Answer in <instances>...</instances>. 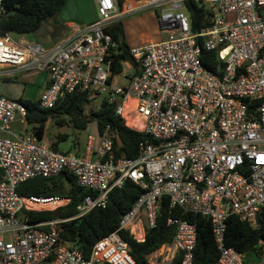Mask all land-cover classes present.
I'll return each instance as SVG.
<instances>
[{
    "label": "built area",
    "instance_id": "built-area-1",
    "mask_svg": "<svg viewBox=\"0 0 264 264\" xmlns=\"http://www.w3.org/2000/svg\"><path fill=\"white\" fill-rule=\"evenodd\" d=\"M187 1L141 0L124 13L116 0H94L98 20L52 48L12 34L0 37L1 79L23 72L49 75L39 110L55 108L68 95L85 94L91 101L105 96L128 126L122 111L132 102L129 113L142 122V130H135L150 138L133 159L115 157L120 141L109 126L88 136L83 156L56 152L28 130L26 107L0 96V264H136L120 232L145 243L162 218L164 198L170 212L179 208L211 222L220 252L215 264H264V239L255 262L226 246L229 218L253 229L264 225V0H197L211 13L207 28L197 33ZM138 10L159 12L165 38L131 49L139 74L119 83L112 73L117 47L109 28ZM204 51L216 52L224 67L207 70ZM16 124L23 130L15 132ZM64 172L87 192L73 219L105 209L110 194L127 182L142 190L119 229L98 241L89 257L60 238L57 225L71 219L31 223L24 216L57 211L70 199L23 197L16 191L27 181ZM166 225L175 228L173 240L150 252L147 263L174 264L180 257L179 264H193L196 225L171 215Z\"/></svg>",
    "mask_w": 264,
    "mask_h": 264
},
{
    "label": "trees",
    "instance_id": "trees-1",
    "mask_svg": "<svg viewBox=\"0 0 264 264\" xmlns=\"http://www.w3.org/2000/svg\"><path fill=\"white\" fill-rule=\"evenodd\" d=\"M68 0H5L6 13L0 17V37L5 34L16 36L32 35L50 19H55L66 5ZM119 10L124 11L125 2L132 0H116ZM191 17L193 33L207 28L205 20L211 17V13L199 7L197 0H189L185 3ZM113 41L117 47V54L113 56L112 73L116 82H123L130 78L131 70L124 68L123 64L131 65L134 73L139 74L138 63L130 54V48L125 42L124 28L121 20L113 23L109 28ZM201 61L203 66L214 73L218 72L216 52H202ZM28 111L27 122L32 126L39 139H43L46 131V123L49 120L56 126L63 128L71 126L78 131H85L92 123H96L97 132L100 134L106 127H110L120 141V146H114L115 157L125 156L136 158L140 153V144L150 140L145 134L136 131L131 124L126 126L122 117L116 114V105H109L103 101L96 111L85 114L87 106L92 102L85 94L68 95L58 102L55 108L41 111L37 101L19 99ZM133 127V128H132ZM68 135H57L51 144V149L60 151V144L68 140ZM116 143V142H115ZM0 178L3 171L0 169ZM17 193L23 197L33 198H68L69 205L54 212H24V216L31 223H43L52 220H69L57 225L60 238L63 242L77 247L85 257H89L95 244L117 231L120 221L136 204L142 194V190L131 182H127L121 189L114 190L109 197L105 209H98L81 219H73L77 216V205L87 195V192L78 187L75 178L64 172L60 176L44 179L37 178L19 185ZM62 204L66 200H61ZM168 198H164L161 205L162 218L157 227L147 236L145 243H136L127 232H120L122 238L128 242L132 249V256L136 264H148L146 256L173 240L175 228L166 225L167 218L171 215L183 218L197 227V246L194 251L193 264H215L219 259L220 252L215 242L211 222L200 215L186 213L176 208L171 212L168 209ZM264 239V225L259 229H253L248 224L242 223L238 218L231 217L227 222L226 246L234 248L241 253H254L259 251L260 240ZM180 257L174 264H179Z\"/></svg>",
    "mask_w": 264,
    "mask_h": 264
},
{
    "label": "crops",
    "instance_id": "crops-1",
    "mask_svg": "<svg viewBox=\"0 0 264 264\" xmlns=\"http://www.w3.org/2000/svg\"><path fill=\"white\" fill-rule=\"evenodd\" d=\"M137 1L141 0H132L129 3L125 2L123 12L126 13V11H128V6L135 8L137 6ZM131 3L133 6H131ZM125 15L126 14H123V16ZM98 18L99 14L94 0H68L58 16L51 20L52 23H44L38 32L33 35V42L39 43L45 48H52L60 41L68 40L69 37H76L84 27L96 22ZM157 19L158 13L149 10L124 23L126 35V37L124 35L125 42L130 49L143 47L146 44L158 43L165 38V35L160 31ZM124 65L129 66L131 74L134 73L130 64L125 63L123 66ZM42 74L45 75L46 78L41 93L46 89L49 83V75L47 73ZM38 99L32 101H37ZM23 128L21 124H16L14 126V131L20 132ZM42 140L48 145H51L53 142L52 140H47L45 136Z\"/></svg>",
    "mask_w": 264,
    "mask_h": 264
},
{
    "label": "rangeland",
    "instance_id": "rangeland-1",
    "mask_svg": "<svg viewBox=\"0 0 264 264\" xmlns=\"http://www.w3.org/2000/svg\"><path fill=\"white\" fill-rule=\"evenodd\" d=\"M145 11V12H144ZM144 11H132L131 13L126 14L121 17V22L123 24L130 19L136 18L141 13H146L149 10ZM156 12L151 10V12ZM159 13V12H158ZM50 19L45 24L52 23ZM36 34V33H34ZM34 34L27 36H16V39L24 38L29 42H33ZM125 35V29H124ZM126 37V35H125ZM127 44V43H126ZM152 44V43H151ZM149 45V44H146ZM134 49V48H131ZM129 66L124 65L126 71H128ZM45 75L38 72H23V73H12L8 79L0 78V96H5L8 98H17V99H25V100H36L40 97L42 87L44 85ZM105 96H99L96 99H93L92 102L87 106L85 114L88 115L91 111H96L99 109L101 103L104 101ZM28 130H32V126L27 125ZM97 133L96 123H92L89 128L85 131H78L73 129L71 126H66L63 128H59L56 126L55 122L49 120L46 124V139L47 140H55L57 135H68V140L60 144V151L71 153L76 156H83L85 154L87 139L89 135L95 136ZM60 203H62L60 201ZM68 247H72L73 245L68 244ZM75 247V246H73ZM247 259L250 262H255L257 259L256 254L248 253ZM49 264V263H44Z\"/></svg>",
    "mask_w": 264,
    "mask_h": 264
},
{
    "label": "bare ground",
    "instance_id": "bare-ground-1",
    "mask_svg": "<svg viewBox=\"0 0 264 264\" xmlns=\"http://www.w3.org/2000/svg\"><path fill=\"white\" fill-rule=\"evenodd\" d=\"M131 6H133V4ZM127 81H128V79L121 82V83H127ZM131 105H132V102H127V104L125 105V107L122 111V114H123L124 118L126 119L127 125L132 124L137 130L141 131L142 130V122H141L140 118L134 113H129Z\"/></svg>",
    "mask_w": 264,
    "mask_h": 264
}]
</instances>
